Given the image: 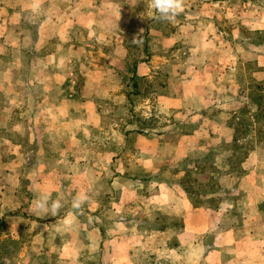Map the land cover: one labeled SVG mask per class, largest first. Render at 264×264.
Listing matches in <instances>:
<instances>
[{
	"label": "rangeland",
	"instance_id": "obj_1",
	"mask_svg": "<svg viewBox=\"0 0 264 264\" xmlns=\"http://www.w3.org/2000/svg\"><path fill=\"white\" fill-rule=\"evenodd\" d=\"M51 78L76 101L84 89L96 97L90 126L72 117L73 140L60 138L66 117L47 111L61 101ZM131 108L154 111L161 147L202 130L186 150L136 154L123 133ZM262 141L264 0H182L172 21L150 0H0V264H197L173 242L179 219L148 199L174 198V187L224 225L244 218L263 237L264 201L251 207L237 190L240 180L264 185L252 176ZM155 151L146 173L141 160ZM37 187L62 198L57 216L33 211ZM82 191L88 200L70 211Z\"/></svg>",
	"mask_w": 264,
	"mask_h": 264
},
{
	"label": "crops",
	"instance_id": "obj_2",
	"mask_svg": "<svg viewBox=\"0 0 264 264\" xmlns=\"http://www.w3.org/2000/svg\"><path fill=\"white\" fill-rule=\"evenodd\" d=\"M148 66L149 65L144 62L136 64L135 75L145 76L146 73H144L143 70L148 69ZM23 82L25 81L23 80ZM57 83L58 81L53 80V78L49 81V84L52 86L51 92H58L61 101L59 103L58 100V103L53 104L52 108L50 107L47 111L50 112L51 115L57 117L59 114L66 117V119L62 120L64 124H62V122H58L57 124V126H61L62 124L61 129H59L61 137H57L66 140H73V135L69 136L66 133L73 125L74 119L72 117L76 116V118H80L82 116L84 123L90 126L91 124L88 122V115L96 117L100 113L97 108H95L96 97L92 96V94L88 95L89 92L84 89L81 92L82 96H80L83 100L79 99L76 101V96L71 93L72 91L67 92L66 90V92L63 91L62 94V86L57 85ZM67 83L68 80L66 79V86ZM76 102H78V106H76ZM163 102H173V107L178 109L176 103L179 101L177 99L160 97L158 99V103L163 104ZM83 109L86 110L84 111ZM195 111L200 114L202 106L196 107L194 112ZM6 113L10 114L11 112L9 109H6ZM153 113L154 111L147 113L144 110L130 109V117L133 120L130 123L132 125L124 129L123 133L133 135V145L136 149L134 152L136 154H148L149 148L154 147L155 150L157 146H163L159 145L158 141L154 142V139H152V134L154 135L155 133L151 123L153 120ZM84 114L86 117H84ZM69 118L70 122L67 123V119ZM140 118L144 122H147V124H143L141 126L139 124L136 125V122ZM96 126L91 128L88 127V130H93ZM10 129L11 128L7 127L4 129V132L11 131ZM201 130L202 126H197L196 124L193 125L188 132L180 133L176 136L174 141L165 143L164 147H161L160 152L164 149L168 151L170 147L173 151H176V149L181 147L186 150V141L195 142L193 138L197 134H200ZM118 131H120V129H118ZM259 144L260 150L263 151L264 141L259 142ZM117 155L118 154H115L113 157L110 156V158L112 157L116 161ZM155 156L156 151L152 155L147 156L146 159L141 160V162H145L146 164L144 166V170L142 169L144 172H152V169L154 168L153 161ZM249 160L250 158H247L245 162H248ZM149 163L151 165H149ZM254 163L259 164V172L256 174V169L254 167L252 176L254 175V177L264 180V157L259 154L254 159ZM242 183H244V181L240 180L237 190L238 193H240V195L248 201L247 204L249 206L256 207L264 201V185L261 182L254 184L252 188L242 185ZM173 189L174 198H171V195L167 190L162 189V193L149 196L148 199L150 203L153 201H160L162 203V209L166 215L179 219L180 227L173 239V242L176 243L179 253L182 252L181 254H184L185 259L189 257L187 260H195L194 262H197V264H264V236H253L246 226L249 220L243 218V222L240 224L233 226L232 224L224 225V223L220 221L222 218L220 213L217 214V211L207 213L202 207H192L183 191L177 190L175 187ZM120 193L123 196V193ZM262 208L258 211L259 213L257 212V214L260 215L264 212V202Z\"/></svg>",
	"mask_w": 264,
	"mask_h": 264
},
{
	"label": "clouds",
	"instance_id": "obj_3",
	"mask_svg": "<svg viewBox=\"0 0 264 264\" xmlns=\"http://www.w3.org/2000/svg\"><path fill=\"white\" fill-rule=\"evenodd\" d=\"M150 6L154 15L162 20L172 21L182 7V0H150ZM87 200V192L77 193L70 201V211L79 212ZM32 206L33 211L37 215L57 216L63 207V203L61 197L53 198L50 191L37 187ZM71 219H75V216L71 217Z\"/></svg>",
	"mask_w": 264,
	"mask_h": 264
}]
</instances>
